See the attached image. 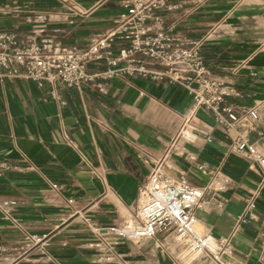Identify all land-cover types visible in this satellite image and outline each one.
I'll return each instance as SVG.
<instances>
[{
  "label": "crops",
  "instance_id": "obj_1",
  "mask_svg": "<svg viewBox=\"0 0 264 264\" xmlns=\"http://www.w3.org/2000/svg\"><path fill=\"white\" fill-rule=\"evenodd\" d=\"M182 8L163 23L187 36H207L204 63L233 83L237 106H256L250 132L264 153V0H177ZM122 0H0V30L19 44L37 40L47 47L84 45L104 34L123 11ZM117 40L115 47L125 46ZM64 103L33 81L0 70V197L16 200L13 217L31 233L47 234L32 244L0 216L2 258L8 264H212L194 257L172 234L161 246L144 238L131 242L109 236L118 254L106 262L91 246L82 217L99 225L134 224L142 185L161 162L173 177L184 173L204 186L219 169L225 189L202 197L196 224L225 264H262L264 165L228 149L234 130L217 124L210 111L196 110L186 136L175 138L190 104V93L166 79L116 75L81 87L60 89ZM195 153L207 172L189 161ZM253 197L256 220L239 224L245 199ZM226 239L229 249L221 240Z\"/></svg>",
  "mask_w": 264,
  "mask_h": 264
},
{
  "label": "built area",
  "instance_id": "obj_2",
  "mask_svg": "<svg viewBox=\"0 0 264 264\" xmlns=\"http://www.w3.org/2000/svg\"><path fill=\"white\" fill-rule=\"evenodd\" d=\"M123 11L112 19V26L104 34L91 36L84 45L59 44L47 47L37 40L19 44L16 34L0 30V70L3 75L25 78L46 88L59 103H64L59 90L81 87L98 79H110L116 75H139L152 80L166 79L186 89L191 104L175 138L186 136L191 115L198 109L212 113L220 126L234 130L228 149L244 156L250 165H264V153L250 132L258 119L256 106H237L230 99L241 96L231 83L217 78L204 63L202 50L207 36L187 37L163 23V18L182 8L177 0H122ZM117 40L125 46L115 47ZM189 161L201 173L207 168L195 153H188ZM8 167L0 163V172ZM229 179L215 169L204 186L194 185L184 173L178 177L168 174L159 162L147 175L134 212V224L99 225L88 217H82L92 239V247L101 250L106 262L119 258L109 236L138 242L148 238L156 246L162 245L161 233L172 234L185 245L187 253L225 264L211 248L208 234L195 230L196 208L202 197L210 193L217 205L221 201L214 196L225 189ZM16 200L0 197V216L11 221L12 227L21 233L22 239L32 244H44L47 234L31 233L24 224L13 217L11 207ZM256 220L253 197L245 199L238 223ZM221 245L229 249L228 240ZM0 264H8L2 258ZM260 261L264 264V236L260 249Z\"/></svg>",
  "mask_w": 264,
  "mask_h": 264
},
{
  "label": "rangeland",
  "instance_id": "obj_3",
  "mask_svg": "<svg viewBox=\"0 0 264 264\" xmlns=\"http://www.w3.org/2000/svg\"><path fill=\"white\" fill-rule=\"evenodd\" d=\"M197 227L198 226H196V225L194 226L195 230L198 231L199 233H202Z\"/></svg>",
  "mask_w": 264,
  "mask_h": 264
},
{
  "label": "bare ground",
  "instance_id": "obj_4",
  "mask_svg": "<svg viewBox=\"0 0 264 264\" xmlns=\"http://www.w3.org/2000/svg\"><path fill=\"white\" fill-rule=\"evenodd\" d=\"M197 226V225H196Z\"/></svg>",
  "mask_w": 264,
  "mask_h": 264
}]
</instances>
